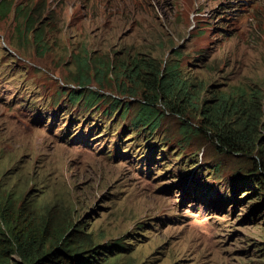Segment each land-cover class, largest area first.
Listing matches in <instances>:
<instances>
[{"label": "rangeland", "instance_id": "obj_1", "mask_svg": "<svg viewBox=\"0 0 264 264\" xmlns=\"http://www.w3.org/2000/svg\"><path fill=\"white\" fill-rule=\"evenodd\" d=\"M79 51L98 64L181 57L192 88L203 82L199 109L167 111L157 134L137 136L133 114L113 102L135 112L140 85L125 80L134 98L118 69L100 81L93 62L91 83L79 84ZM237 88L264 93V0H0V189L85 221L102 243L132 244L110 253L115 264H264V195L229 182L248 175L257 153L185 130L205 127L200 106ZM85 89L103 101L73 106Z\"/></svg>", "mask_w": 264, "mask_h": 264}, {"label": "trees", "instance_id": "obj_2", "mask_svg": "<svg viewBox=\"0 0 264 264\" xmlns=\"http://www.w3.org/2000/svg\"><path fill=\"white\" fill-rule=\"evenodd\" d=\"M31 21L29 15L27 24ZM81 53L79 51L76 57L81 66V73L76 77L79 84L91 83L94 76H89L88 70L93 62L96 65V78L99 75L100 81L108 73L118 69L116 79L120 80L121 90L125 92L128 90L134 98L137 92L130 87L122 89L125 80L140 85L143 97L137 101L135 112L130 113L132 107L130 101L121 103L116 99L113 102V106L119 108L124 117L133 114L130 124L137 136L157 134L167 111L183 117L188 114L189 107L199 109V102L193 100L198 99L197 95L203 88V82L196 83L192 88L193 84L182 76L179 63L181 57H174V54L182 56L178 50L165 65L161 61L145 57H137L132 61L127 59V63L126 60H122L120 64L109 61L106 63L99 61L98 64L97 58L91 60L89 56L81 57ZM77 92L79 91H73L70 96L73 106L77 104L92 109L104 99L103 95L90 89L75 95ZM212 99L216 100L215 104L200 106L203 125L206 128L192 127L183 121L186 122V133H196L202 129L206 133L208 130L212 134L208 135V138L214 137L220 150H234L249 156L257 153L256 164L249 169L248 175H242L237 171L238 173L229 177V182H239L243 187L255 190L253 194L263 196L264 144L261 143V135L258 133L263 125L261 112L264 113V93L255 90L248 94L244 89L237 88L233 91L215 93ZM259 101H263L261 107ZM158 105H162L163 108ZM128 151L123 154H129ZM154 151L151 152L152 157L147 155L149 160L153 159ZM234 188L233 186L234 196L228 200L237 202L236 194L239 189ZM209 189L210 187L207 188ZM27 198L28 193L25 190L13 196L9 190L0 189V264H115L111 261L110 253L132 247V244L126 245L123 238L116 239L115 243L111 241L102 243L86 229L85 221H74L67 216L57 218V215H52L50 211L40 212L42 208L29 206ZM120 255L117 254L115 257Z\"/></svg>", "mask_w": 264, "mask_h": 264}, {"label": "bare ground", "instance_id": "obj_3", "mask_svg": "<svg viewBox=\"0 0 264 264\" xmlns=\"http://www.w3.org/2000/svg\"><path fill=\"white\" fill-rule=\"evenodd\" d=\"M216 203H218V202H216Z\"/></svg>", "mask_w": 264, "mask_h": 264}, {"label": "water", "instance_id": "obj_4", "mask_svg": "<svg viewBox=\"0 0 264 264\" xmlns=\"http://www.w3.org/2000/svg\"><path fill=\"white\" fill-rule=\"evenodd\" d=\"M173 50V49H172Z\"/></svg>", "mask_w": 264, "mask_h": 264}]
</instances>
